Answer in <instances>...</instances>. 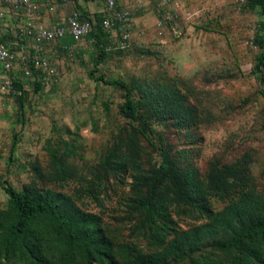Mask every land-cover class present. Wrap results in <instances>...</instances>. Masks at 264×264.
<instances>
[{
  "label": "rangeland",
  "instance_id": "1",
  "mask_svg": "<svg viewBox=\"0 0 264 264\" xmlns=\"http://www.w3.org/2000/svg\"><path fill=\"white\" fill-rule=\"evenodd\" d=\"M152 1L130 9L126 49L98 62L87 38L71 54L50 44L55 84L25 83L23 102L0 94V264H248L256 250L264 264V236L219 247L264 218V83L247 41L262 9ZM163 14L179 34L158 25ZM90 70L129 87L137 120L119 110L123 89ZM4 179L66 204L103 249H69L43 218L6 246Z\"/></svg>",
  "mask_w": 264,
  "mask_h": 264
},
{
  "label": "built area",
  "instance_id": "2",
  "mask_svg": "<svg viewBox=\"0 0 264 264\" xmlns=\"http://www.w3.org/2000/svg\"><path fill=\"white\" fill-rule=\"evenodd\" d=\"M67 1V0H61ZM104 9L100 21L101 28L106 32V41L102 44L105 50L124 49L130 41L133 30V20L129 10L121 8L117 0H103ZM172 0H160L161 4H167ZM237 10L246 7L247 0H233ZM51 1L46 0L45 5H50ZM36 4L32 0H0V94L15 92V83L19 81L23 85H30L38 80L42 86H52L57 80L56 72L49 56L44 53V46L52 41H60L65 35H69L74 43L64 46L66 53H72L77 49L81 39H85L87 44L93 45L96 40L89 37L93 22L89 17H80L77 10H71L63 19L52 24L43 25L35 21ZM8 13H14L17 21L23 23L18 25L21 35L29 38V50L25 51L23 46L15 49L11 47L2 36L8 29L3 22V18ZM188 17L192 15L186 13ZM165 22L170 23V29L174 35L180 33L179 28L173 22L170 14L160 16L157 20L158 25ZM261 37V45L264 47V27L258 23H252L250 34L247 38L251 48L259 50L257 37ZM34 71L37 72L35 76Z\"/></svg>",
  "mask_w": 264,
  "mask_h": 264
},
{
  "label": "trees",
  "instance_id": "3",
  "mask_svg": "<svg viewBox=\"0 0 264 264\" xmlns=\"http://www.w3.org/2000/svg\"><path fill=\"white\" fill-rule=\"evenodd\" d=\"M256 6H259L262 9V13H264V0H247L245 8L254 9ZM80 17L88 16L87 14H80ZM101 17L102 13L100 16L95 17V20L92 21L93 26L89 33V36L94 37L96 40L92 47L97 52L98 62L104 61L106 54L110 52H116L126 49L105 50L102 45H99L104 43L107 39L106 32L101 28L100 25ZM6 38L7 35H3L1 39L5 40ZM257 41L260 45V48L256 52L252 70L257 71V74L259 73L258 75H260L259 77H261L260 79L262 80V83H264V47L263 45H261L260 36L257 37ZM34 74L35 76H37L36 71H34ZM89 74L95 80L102 81L103 83H108L111 85H116L123 89V101L119 106V110L125 117L129 118L130 120L138 119L135 102L130 97V89L124 82L117 79L107 80L102 73L93 76L92 70L89 71ZM31 84L34 86V88L41 86L38 80L33 81ZM15 88L20 92L18 97L19 102H23V83L16 81ZM161 151L162 160L159 164L158 170H160V172H164L167 165V154L165 150ZM1 187L8 196V201L13 212V220L7 229L4 240V244L6 246H10L15 243H24L30 236V226L32 221L36 218H43L46 220L54 233H56L57 235H64L66 245L69 249L78 250L83 255L85 254L84 256L97 254V251L103 249L98 247L89 237V233L84 228L85 226H83L86 221L81 219V217L78 215L68 213L65 209L67 208L66 204H60L58 201L52 202L50 200H47L46 198H42L40 195L32 192L33 190L30 191V189L26 190V192L19 191L6 179L3 180ZM179 196L181 199L187 200L186 196L183 193H180ZM257 236H264V218L252 221L246 227H242L231 239L220 243L219 247H234L236 249H239L241 241L245 239L255 238ZM260 251H253V253L257 256H253L254 258L252 259L248 258V264H255L256 261L262 260V258L258 256L260 254ZM68 259L69 256H62V262L64 264H68Z\"/></svg>",
  "mask_w": 264,
  "mask_h": 264
},
{
  "label": "crops",
  "instance_id": "4",
  "mask_svg": "<svg viewBox=\"0 0 264 264\" xmlns=\"http://www.w3.org/2000/svg\"><path fill=\"white\" fill-rule=\"evenodd\" d=\"M37 8L34 12L35 21L42 23L43 25L52 24L57 22L58 20L63 19L71 10H77L80 14H87L88 17L91 18L92 21L95 20L96 16H100L104 9V1L103 0H50V5H45L46 0H32ZM148 1V2H147ZM156 1V0H155ZM153 0L152 2L155 3ZM160 1V0H159ZM151 0H117V4L121 8H125L130 11L133 7L139 9V7L145 6L146 3H150ZM157 2V1H156ZM152 3V5H153ZM136 5V6H135ZM148 7V6H146ZM261 9L259 6H256L255 9ZM248 9V8H247ZM165 15V14H163ZM160 15V16H163ZM262 15L261 20H258V24L262 27L264 26V13ZM16 15L14 13H8L3 18V22L6 26H8L7 31L4 36L7 35L5 41L13 48L17 49L20 46H23L25 51L29 50V38L26 35L19 34L18 25L22 26L23 23L21 21H17L15 18ZM11 39V40H8ZM84 39V38H83ZM82 40V39H81ZM59 43L60 48L64 51V46H69L74 43L73 39L69 35H65L60 41L52 42L45 44L44 53L49 56L52 66L55 68L53 64L52 56L54 55V50L51 45H57Z\"/></svg>",
  "mask_w": 264,
  "mask_h": 264
}]
</instances>
